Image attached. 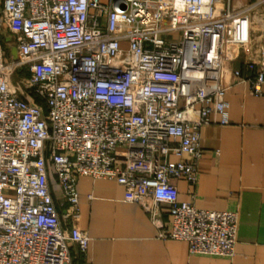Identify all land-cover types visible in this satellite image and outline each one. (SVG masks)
Returning <instances> with one entry per match:
<instances>
[{"label":"built area","instance_id":"obj_1","mask_svg":"<svg viewBox=\"0 0 264 264\" xmlns=\"http://www.w3.org/2000/svg\"><path fill=\"white\" fill-rule=\"evenodd\" d=\"M217 2L2 0L0 264H72V245L86 254L89 236L76 224L79 176L116 181L159 237L187 241L190 254L234 255L236 212L196 208L172 183H196L201 127L230 124L222 81L229 37L245 36L253 16L264 28V0L236 13ZM252 7L260 15L243 14ZM3 30L13 45H3ZM232 74L261 95L264 45L253 74ZM50 171L69 229L58 219Z\"/></svg>","mask_w":264,"mask_h":264},{"label":"crops","instance_id":"obj_2","mask_svg":"<svg viewBox=\"0 0 264 264\" xmlns=\"http://www.w3.org/2000/svg\"><path fill=\"white\" fill-rule=\"evenodd\" d=\"M0 0V8H1ZM218 6V2H217ZM245 36L234 32L226 47L222 74L229 102L230 124L207 125L200 129L201 158L198 178L192 186L183 178L172 180L179 199L199 209L233 210L237 214L234 255L231 258L190 254L185 240L163 239L149 213L123 199V187L114 180L79 176L76 179L78 217L76 224L89 236L85 255L71 246L72 264H264V84L256 96L245 77L256 70L264 45V28L257 16ZM3 45H13L14 36L1 32ZM24 72L13 76L17 82ZM30 98L38 105L37 94ZM217 119L216 114H211ZM187 156H182L185 159ZM175 162L177 157L171 155ZM50 191L60 225L69 229L67 204L50 171ZM160 220L167 224L168 208L159 207Z\"/></svg>","mask_w":264,"mask_h":264},{"label":"rangeland","instance_id":"obj_3","mask_svg":"<svg viewBox=\"0 0 264 264\" xmlns=\"http://www.w3.org/2000/svg\"><path fill=\"white\" fill-rule=\"evenodd\" d=\"M254 1L255 0H218V10L224 11L228 9L229 11L236 13L240 8L242 9L243 7L252 4ZM243 14L260 15L257 7L249 8L248 10L244 11ZM239 15L242 14H238L237 16Z\"/></svg>","mask_w":264,"mask_h":264},{"label":"water","instance_id":"obj_4","mask_svg":"<svg viewBox=\"0 0 264 264\" xmlns=\"http://www.w3.org/2000/svg\"><path fill=\"white\" fill-rule=\"evenodd\" d=\"M11 51H12V53H13L14 55L16 54V48H15V47H13Z\"/></svg>","mask_w":264,"mask_h":264}]
</instances>
